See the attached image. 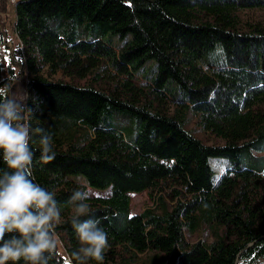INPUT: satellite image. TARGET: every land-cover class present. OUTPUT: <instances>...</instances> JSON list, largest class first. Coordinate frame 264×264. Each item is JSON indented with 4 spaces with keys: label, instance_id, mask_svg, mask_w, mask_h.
<instances>
[{
    "label": "trees",
    "instance_id": "trees-1",
    "mask_svg": "<svg viewBox=\"0 0 264 264\" xmlns=\"http://www.w3.org/2000/svg\"><path fill=\"white\" fill-rule=\"evenodd\" d=\"M253 9L264 10V0H16L27 81L4 76L0 59V87L27 94L32 128L53 137L50 162L40 159L35 131L31 145L34 182L61 206L63 244L50 264L78 247L76 191L108 234L104 264H264V22L239 16ZM112 37L130 40L115 52ZM214 53L221 68L208 73L201 61ZM65 55L101 59L115 75L95 73L84 85L44 76L61 70ZM147 62L154 77L138 84ZM83 113L96 118L93 127L79 122ZM194 131L224 145L203 144ZM211 159L229 165L217 181ZM82 174L104 180L109 195L91 197L68 179ZM143 192L153 206L132 216L129 194ZM205 232L211 241L201 240Z\"/></svg>",
    "mask_w": 264,
    "mask_h": 264
},
{
    "label": "clouds",
    "instance_id": "clouds-1",
    "mask_svg": "<svg viewBox=\"0 0 264 264\" xmlns=\"http://www.w3.org/2000/svg\"><path fill=\"white\" fill-rule=\"evenodd\" d=\"M27 94L0 87V264H50L63 241L62 220L55 193L34 182L33 131L39 133L40 159H55L53 137L31 126ZM78 247L64 264H104L108 234L80 191L69 199Z\"/></svg>",
    "mask_w": 264,
    "mask_h": 264
},
{
    "label": "rangeland",
    "instance_id": "rangeland-1",
    "mask_svg": "<svg viewBox=\"0 0 264 264\" xmlns=\"http://www.w3.org/2000/svg\"><path fill=\"white\" fill-rule=\"evenodd\" d=\"M3 0H0V2ZM6 3V2H5ZM240 19L244 23L254 24L258 22H264V10H246L239 13ZM15 10L14 6L6 3V11L0 13V59L3 65V75L10 76L9 71L11 70L14 77L22 76L25 81H27L24 59L19 57L16 53L17 48L20 46L18 39L15 35L14 24H15ZM130 40V37L120 40L118 37L111 38V47L115 52H118L123 45ZM67 53V51H66ZM219 54H211L201 61V65L204 70L208 73L214 70H220V63L218 60ZM59 64L62 66L61 70L52 71L49 68L43 69V74L51 81H63V82H73L79 85H84L89 82L91 77L97 73L103 81L110 82L113 79L112 71L107 67L105 62L101 59L95 58H85L65 55V57H59ZM84 66L85 72L83 78H77L75 73ZM213 67V68H211ZM211 68V69H210ZM155 74V64L152 62H147L140 70V72L135 76V81L138 84H144L150 82ZM101 83V82H100ZM175 100V99H174ZM176 102V101H175ZM235 114L241 117L245 114L240 108H235ZM80 123H84L93 127L96 122V118L89 114L83 113L77 116ZM240 123L242 119L236 120ZM188 129H194L193 125H190ZM193 135L201 140L203 144L207 145H224V142L215 137H208L199 131H194ZM154 153L153 156L158 158L163 155V147L160 142L156 141L153 143ZM210 167L214 172V180L217 181L229 168L228 163L225 160L211 159L209 161ZM69 181L77 185H81L86 189V192L91 197H107L110 192L109 185L102 179L92 177L89 174H82L81 176L69 177ZM130 197V212L131 215H139L145 209L153 206V202L149 197L147 192L139 194H129ZM197 236L187 237V240L193 242L197 240ZM201 240L211 241L208 232H205L201 236Z\"/></svg>",
    "mask_w": 264,
    "mask_h": 264
},
{
    "label": "built area",
    "instance_id": "built-area-1",
    "mask_svg": "<svg viewBox=\"0 0 264 264\" xmlns=\"http://www.w3.org/2000/svg\"><path fill=\"white\" fill-rule=\"evenodd\" d=\"M7 2V4L14 6L16 3V0H5Z\"/></svg>",
    "mask_w": 264,
    "mask_h": 264
}]
</instances>
